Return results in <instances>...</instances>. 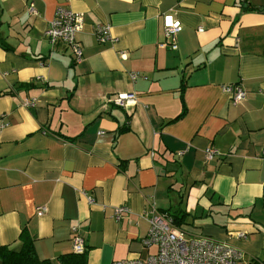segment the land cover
Masks as SVG:
<instances>
[{
    "label": "crops",
    "instance_id": "obj_1",
    "mask_svg": "<svg viewBox=\"0 0 264 264\" xmlns=\"http://www.w3.org/2000/svg\"><path fill=\"white\" fill-rule=\"evenodd\" d=\"M59 6L84 15L80 62L45 35ZM124 92L137 102L114 105ZM263 150L264 0H0V246L21 250L25 228L39 260L65 264L78 227L85 264L144 258L155 203L264 264Z\"/></svg>",
    "mask_w": 264,
    "mask_h": 264
},
{
    "label": "built area",
    "instance_id": "obj_2",
    "mask_svg": "<svg viewBox=\"0 0 264 264\" xmlns=\"http://www.w3.org/2000/svg\"><path fill=\"white\" fill-rule=\"evenodd\" d=\"M30 10L36 12L34 6ZM84 23L83 13L59 6L54 17L49 21L45 35L54 45L64 43L72 47L75 61L80 62L84 53L77 40V34L83 30ZM180 29L179 21L168 19L165 23L166 45L176 46L177 34ZM94 31L100 42L112 39L111 27L108 24H96ZM137 75V73H132V79H135ZM224 90L236 102L243 101L247 95L246 90L239 83L225 85ZM111 102L119 107H128L137 102V95L135 92L118 93L111 98ZM24 103L25 105L33 104L29 100ZM217 153L218 151L214 147H208L205 150L207 159L214 158ZM42 210L43 208H39L40 213ZM128 210L126 206L118 207L116 215L119 217L120 213ZM146 215L150 222V228L143 237L142 243L146 248L155 247L156 251L149 253L144 258L138 256L119 259L111 264H250L244 251L227 241L203 235L187 237L185 232L177 226L174 216L169 212L161 211L155 203L148 207ZM73 230L75 232L73 237L74 252L85 253L84 238L78 233V227H74ZM238 234L239 237H247L243 232Z\"/></svg>",
    "mask_w": 264,
    "mask_h": 264
},
{
    "label": "trees",
    "instance_id": "obj_3",
    "mask_svg": "<svg viewBox=\"0 0 264 264\" xmlns=\"http://www.w3.org/2000/svg\"><path fill=\"white\" fill-rule=\"evenodd\" d=\"M173 214L177 224H180V213H170ZM20 239L23 242L22 248L19 251L10 249L6 245L0 246V260L3 264H48L46 261L39 260L36 249L34 246V241L27 229H23L20 235ZM86 253V252H85ZM82 253H72L64 255L62 257L65 264H85L86 254Z\"/></svg>",
    "mask_w": 264,
    "mask_h": 264
},
{
    "label": "rangeland",
    "instance_id": "obj_4",
    "mask_svg": "<svg viewBox=\"0 0 264 264\" xmlns=\"http://www.w3.org/2000/svg\"><path fill=\"white\" fill-rule=\"evenodd\" d=\"M211 238H212V237H211ZM217 240H219V239H217ZM222 241H227V242L233 244L232 242H230V241H228V240H222ZM233 245H234V244H233ZM235 246H236V245H235Z\"/></svg>",
    "mask_w": 264,
    "mask_h": 264
},
{
    "label": "water",
    "instance_id": "obj_5",
    "mask_svg": "<svg viewBox=\"0 0 264 264\" xmlns=\"http://www.w3.org/2000/svg\"><path fill=\"white\" fill-rule=\"evenodd\" d=\"M0 264H3V262L0 260Z\"/></svg>",
    "mask_w": 264,
    "mask_h": 264
}]
</instances>
